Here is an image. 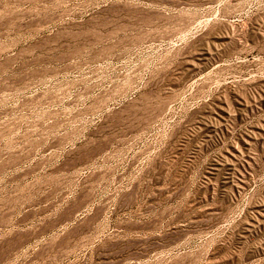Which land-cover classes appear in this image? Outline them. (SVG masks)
Returning a JSON list of instances; mask_svg holds the SVG:
<instances>
[{"label":"rangeland","instance_id":"374dc122","mask_svg":"<svg viewBox=\"0 0 264 264\" xmlns=\"http://www.w3.org/2000/svg\"><path fill=\"white\" fill-rule=\"evenodd\" d=\"M0 264H264V0H0Z\"/></svg>","mask_w":264,"mask_h":264}]
</instances>
